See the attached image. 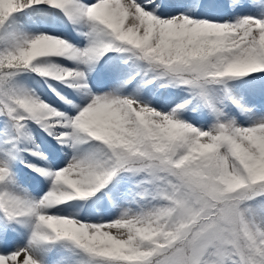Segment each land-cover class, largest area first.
Returning a JSON list of instances; mask_svg holds the SVG:
<instances>
[{"label": "snow or ice", "instance_id": "6c2138e0", "mask_svg": "<svg viewBox=\"0 0 264 264\" xmlns=\"http://www.w3.org/2000/svg\"><path fill=\"white\" fill-rule=\"evenodd\" d=\"M0 264H264V0H0Z\"/></svg>", "mask_w": 264, "mask_h": 264}, {"label": "bare ground", "instance_id": "6f19581e", "mask_svg": "<svg viewBox=\"0 0 264 264\" xmlns=\"http://www.w3.org/2000/svg\"><path fill=\"white\" fill-rule=\"evenodd\" d=\"M107 74H108L107 67H105L103 64H101V65H98L96 70H94V72L92 73V76H93V79L95 82L103 83L107 78ZM54 98L55 97H52V99H54ZM51 139H52L51 137L47 136V133H44L42 131H39L37 133V143L40 145V148H42V150L49 147L48 141ZM30 158H32L33 160L35 159L34 157H30ZM20 167H22V165Z\"/></svg>", "mask_w": 264, "mask_h": 264}, {"label": "rangeland", "instance_id": "374dc122", "mask_svg": "<svg viewBox=\"0 0 264 264\" xmlns=\"http://www.w3.org/2000/svg\"><path fill=\"white\" fill-rule=\"evenodd\" d=\"M36 136H37V134H36ZM47 146H48V145H47ZM47 146H46V147H47ZM41 149H42V148H41ZM29 159H32V158L29 157ZM22 167H23V165H22ZM22 167H21V169L23 170L22 173L30 172V170H28V169H24V167H23V168H22Z\"/></svg>", "mask_w": 264, "mask_h": 264}]
</instances>
